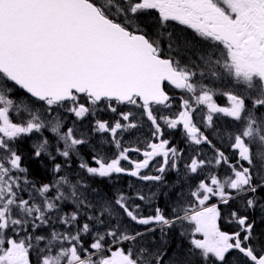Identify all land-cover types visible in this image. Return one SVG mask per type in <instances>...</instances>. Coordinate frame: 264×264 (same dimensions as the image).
<instances>
[{
  "label": "snow or ice",
  "instance_id": "snow-or-ice-1",
  "mask_svg": "<svg viewBox=\"0 0 264 264\" xmlns=\"http://www.w3.org/2000/svg\"><path fill=\"white\" fill-rule=\"evenodd\" d=\"M0 264H264V0H0Z\"/></svg>",
  "mask_w": 264,
  "mask_h": 264
},
{
  "label": "flooded vegetation",
  "instance_id": "flooded-vegetation-1",
  "mask_svg": "<svg viewBox=\"0 0 264 264\" xmlns=\"http://www.w3.org/2000/svg\"><path fill=\"white\" fill-rule=\"evenodd\" d=\"M221 99L225 100L223 97H218L219 101H221ZM225 103H226V100H225ZM168 136L173 138L174 143L178 142L181 139L178 130L176 132H169ZM174 178H175L174 174H170L168 177H166V179H168L169 181L173 180ZM136 181H138V180H136L135 178H130V177H126V176L121 177L119 182L115 185V187L129 185L130 183L135 184ZM142 186H143V188H149V191H148L149 194H150V189H151V191L153 189L151 187V185L148 186L147 183H142ZM145 191L146 190H144V192ZM159 203H160L161 207H164L165 201L162 198V196L159 198ZM220 224H221V222H220ZM221 227H222V230H229L230 229V226H221Z\"/></svg>",
  "mask_w": 264,
  "mask_h": 264
},
{
  "label": "rangeland",
  "instance_id": "rangeland-1",
  "mask_svg": "<svg viewBox=\"0 0 264 264\" xmlns=\"http://www.w3.org/2000/svg\"><path fill=\"white\" fill-rule=\"evenodd\" d=\"M217 103H219L220 105H224V104H226V103H225V100L221 99V101H219L218 98H217ZM133 158H135V154H133ZM125 164H126V162H125ZM146 174H147V173H146ZM135 185H136L137 187L142 188L143 191L146 190V188H143L142 183H141L140 181H136V182H135ZM147 185L149 186L150 184H147ZM115 188H122V189H124L125 191H127V190H128V185H125V186H118V187H115ZM148 191H149V190H148ZM148 191H145V193H146V194H149ZM152 191H155V188H153ZM221 226H229V225H227V223H226V224H221Z\"/></svg>",
  "mask_w": 264,
  "mask_h": 264
},
{
  "label": "trees",
  "instance_id": "trees-1",
  "mask_svg": "<svg viewBox=\"0 0 264 264\" xmlns=\"http://www.w3.org/2000/svg\"><path fill=\"white\" fill-rule=\"evenodd\" d=\"M175 94H179V93H175ZM149 190V188H146V191H148ZM162 196V195H161ZM162 198L164 199V201H165V198L162 196ZM221 224H226V221H224V220H222L221 221ZM228 225V224H227Z\"/></svg>",
  "mask_w": 264,
  "mask_h": 264
}]
</instances>
